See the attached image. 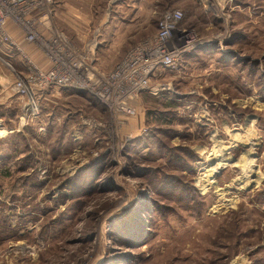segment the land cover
Segmentation results:
<instances>
[{"label": "rangeland", "instance_id": "rangeland-1", "mask_svg": "<svg viewBox=\"0 0 264 264\" xmlns=\"http://www.w3.org/2000/svg\"><path fill=\"white\" fill-rule=\"evenodd\" d=\"M91 9L85 41L64 34L99 72L153 39L165 11L199 46L150 76L133 115L59 87L31 121L15 94L0 104V264H264V0Z\"/></svg>", "mask_w": 264, "mask_h": 264}, {"label": "built area", "instance_id": "built-area-1", "mask_svg": "<svg viewBox=\"0 0 264 264\" xmlns=\"http://www.w3.org/2000/svg\"><path fill=\"white\" fill-rule=\"evenodd\" d=\"M33 1L0 0V42L14 51L24 65L22 73H16L9 65L15 75L11 89L22 102V120L31 121L38 117V99L51 87L85 92L108 110L112 108L115 113L133 115L134 109L126 103L146 89L150 76L162 69L176 68L182 56L199 46L192 33L179 27L182 12L165 11L158 21L155 37L132 51L109 75L93 66L87 50L77 49L54 27L49 6L52 0H41L43 20L33 16L36 11ZM16 36L22 37L27 45L42 55L47 68H40L35 63L19 46ZM124 83L127 89L119 91ZM92 120L86 118L83 124L101 126Z\"/></svg>", "mask_w": 264, "mask_h": 264}, {"label": "crops", "instance_id": "crops-1", "mask_svg": "<svg viewBox=\"0 0 264 264\" xmlns=\"http://www.w3.org/2000/svg\"><path fill=\"white\" fill-rule=\"evenodd\" d=\"M92 1L93 0H58L59 9H57L52 16V24L74 41H85L88 35L87 30L90 25V17L92 16ZM137 13L139 14V12ZM80 33L83 34L80 35ZM16 37L19 46L29 53L35 63L40 68H47V63L42 55L34 50L33 47L27 45L22 37ZM0 60L5 61L7 65H10L18 73H22L20 69L23 64L17 54L4 46L1 42ZM14 78L15 75L11 70H4L0 67V104L7 103L14 96L15 93L11 89Z\"/></svg>", "mask_w": 264, "mask_h": 264}, {"label": "bare ground", "instance_id": "bare-ground-1", "mask_svg": "<svg viewBox=\"0 0 264 264\" xmlns=\"http://www.w3.org/2000/svg\"><path fill=\"white\" fill-rule=\"evenodd\" d=\"M252 163H253V161H252V160H249L248 162H247V161L244 162V164H243L242 166H244V168H245L246 170H251ZM222 164H223V163H222Z\"/></svg>", "mask_w": 264, "mask_h": 264}]
</instances>
